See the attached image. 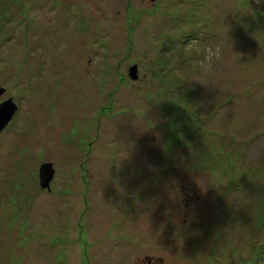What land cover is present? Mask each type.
Wrapping results in <instances>:
<instances>
[{
	"label": "rangeland",
	"instance_id": "374dc122",
	"mask_svg": "<svg viewBox=\"0 0 264 264\" xmlns=\"http://www.w3.org/2000/svg\"><path fill=\"white\" fill-rule=\"evenodd\" d=\"M0 90V264H264V0H0Z\"/></svg>",
	"mask_w": 264,
	"mask_h": 264
},
{
	"label": "water",
	"instance_id": "95a60500",
	"mask_svg": "<svg viewBox=\"0 0 264 264\" xmlns=\"http://www.w3.org/2000/svg\"><path fill=\"white\" fill-rule=\"evenodd\" d=\"M130 77L136 78V67L131 68ZM1 94V90H0ZM17 111L16 106L9 102H4L0 105V132L8 124ZM54 177V169L51 163H44L39 169L40 187L42 189H49V186Z\"/></svg>",
	"mask_w": 264,
	"mask_h": 264
},
{
	"label": "flooded vegetation",
	"instance_id": "af4514ba",
	"mask_svg": "<svg viewBox=\"0 0 264 264\" xmlns=\"http://www.w3.org/2000/svg\"><path fill=\"white\" fill-rule=\"evenodd\" d=\"M151 263L150 259L147 260V264Z\"/></svg>",
	"mask_w": 264,
	"mask_h": 264
},
{
	"label": "trees",
	"instance_id": "16d2710c",
	"mask_svg": "<svg viewBox=\"0 0 264 264\" xmlns=\"http://www.w3.org/2000/svg\"><path fill=\"white\" fill-rule=\"evenodd\" d=\"M50 187V186H49Z\"/></svg>",
	"mask_w": 264,
	"mask_h": 264
}]
</instances>
